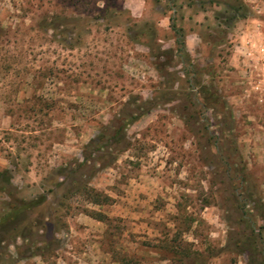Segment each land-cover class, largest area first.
Returning <instances> with one entry per match:
<instances>
[{"label":"rangeland","instance_id":"374dc122","mask_svg":"<svg viewBox=\"0 0 264 264\" xmlns=\"http://www.w3.org/2000/svg\"><path fill=\"white\" fill-rule=\"evenodd\" d=\"M258 47L264 0H0V216L47 194L0 229V264H175L173 241L198 264H264ZM136 115L126 150L84 148ZM77 182L111 201L69 194ZM83 211L109 222L86 232ZM54 231L58 248L30 256Z\"/></svg>","mask_w":264,"mask_h":264},{"label":"trees","instance_id":"16d2710c","mask_svg":"<svg viewBox=\"0 0 264 264\" xmlns=\"http://www.w3.org/2000/svg\"><path fill=\"white\" fill-rule=\"evenodd\" d=\"M234 8V7H233ZM237 10H240L242 7L238 6L235 7ZM183 44V43H182ZM184 47V45H183ZM142 114V113H141ZM139 118V115L134 116L133 118H131L130 120L126 119L125 121L122 120L121 123L119 124H112V128L113 131L108 134L107 136H99L98 138H94L92 140L89 141V143L84 147L85 149L90 148L92 153H97L99 151H103V150H109L112 146H116L119 144V141L122 140L123 145L121 147V149H117V151H123L126 150L129 147V143L125 141V129L126 127L132 122L135 121ZM114 149V148H113ZM90 157V155L88 157H83L82 161L79 162H74L75 165V171H77L76 169H80L82 166L85 165V163L88 161V158ZM74 171V172H75ZM9 171L8 170H4L2 172H0V179L2 177H5L4 182L0 183V192H3L6 196H8L9 198H11V194H10V190H9V182H10V175H9ZM67 175H64V178H66ZM76 183V182H74ZM79 182H77V186L75 187H71L70 190H68L69 194L72 193H79L82 192V194L86 197V199L88 200V202L90 204L96 205V206H102L103 204H108L111 199L110 197L104 195L103 193L97 192L96 190L92 189V188H88L86 187L85 184H78ZM57 186H60V184H57ZM47 201V194L43 193V194H39L27 201L22 202V204L17 207V209H13L11 212L6 213L5 215L0 216V229H4L6 228L10 223H12L14 221L15 218H17L20 213L22 211H24V215H26L27 212H32L34 210H38L41 206L45 205ZM83 213L85 215H88L89 217H91L92 219H95L97 221H101V222H109V219L106 215H104L103 213L100 212H96V211H83ZM48 218H46V221L39 220L36 222V224L34 225H30L27 229V231H24V241H31V239L35 236L38 235V231H47V222ZM25 229V228H24ZM55 233H57V231H54L53 235H51L50 237H48V241L46 243H43V245L40 246H36L34 251H31V247L29 249V247H26L27 250L31 251L30 256H40V257H44L48 254H52L57 248H58V239L55 237ZM1 242V241H0ZM164 248L167 251H170L172 253L173 256V261L179 264H198L197 261H187L184 260L183 258H181V256L184 254V251L181 250V246L180 244L176 243V242H170L168 245H165ZM176 255V256H175ZM188 254H185L184 256H187ZM189 256H187L188 258ZM120 264H137V261H135L133 258L131 257H127L124 256L120 259Z\"/></svg>","mask_w":264,"mask_h":264},{"label":"crops","instance_id":"0c3cea01","mask_svg":"<svg viewBox=\"0 0 264 264\" xmlns=\"http://www.w3.org/2000/svg\"><path fill=\"white\" fill-rule=\"evenodd\" d=\"M246 36L247 35H246V32H245V34L243 35L242 38L244 40H247V39H245ZM244 40L241 41V44H240L239 48H243V50L246 53L251 55L253 52L250 49V46L247 44V41L244 42ZM258 49L264 50L261 47H258ZM74 220H75V222H77L76 224H78V226H82L83 227L82 230H84L86 232H90L91 230L97 229L99 227V222L93 220L91 217H88L87 215L79 214L78 216H74ZM70 229L72 230L73 227H71ZM93 232H95V231H93ZM95 258H96V262L94 260H89V259H86L84 257H81V255H78V257L76 258L77 262L73 263V264H101L102 263V261L100 260L99 257H95ZM63 264H67V263L64 262Z\"/></svg>","mask_w":264,"mask_h":264}]
</instances>
